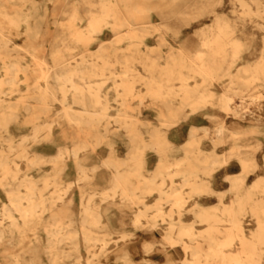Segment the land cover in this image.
<instances>
[{
  "label": "bare ground",
  "instance_id": "obj_1",
  "mask_svg": "<svg viewBox=\"0 0 264 264\" xmlns=\"http://www.w3.org/2000/svg\"><path fill=\"white\" fill-rule=\"evenodd\" d=\"M6 1L0 0V264H151L161 255L178 256L182 264H264V175L246 186L259 162L237 142L245 130L224 121L212 131L195 123L209 106L242 119L255 116L251 106L264 96V45L258 59L244 60L253 44L239 35L238 20L264 29V0H232L237 21L216 15L196 47L171 45L166 55L157 47L148 56L140 54L144 37L162 29L151 26V10L158 7L153 0H71L66 30L49 60L22 47L36 60L33 66L13 41L23 24L29 38L39 35L41 5L10 0L16 4L11 11ZM105 27L116 35L113 43L128 40L126 47L116 44L122 52L101 44L80 59L66 54L86 48ZM217 83L225 85L220 93ZM147 106L160 119L145 136L136 115ZM63 124L69 146L57 134ZM88 132L111 150L116 142L110 135L119 133L134 153L132 163L122 153L108 154L103 164L111 181L104 189L86 188L95 177L84 166L89 143L82 135ZM203 138L211 149L203 148ZM228 138L234 143L218 152ZM226 166L222 179L231 184L232 201L200 203V196L217 193L216 173ZM229 166L241 169L230 173ZM152 194L156 201L146 203ZM112 207L136 208L130 224L140 231L117 228L125 223L106 213ZM188 210L192 220L185 219ZM248 216L255 222L250 231ZM199 223L205 226L197 229ZM142 233H161L162 250L152 254L154 243L146 242L139 249Z\"/></svg>",
  "mask_w": 264,
  "mask_h": 264
},
{
  "label": "rangeland",
  "instance_id": "obj_2",
  "mask_svg": "<svg viewBox=\"0 0 264 264\" xmlns=\"http://www.w3.org/2000/svg\"><path fill=\"white\" fill-rule=\"evenodd\" d=\"M39 1L41 5L40 10V24L41 31L37 37L29 38L22 30L25 29L26 25L21 26V33L14 35V41L16 46L19 48V52L26 57V61L30 65H34L36 60L30 56L29 52L23 49L22 47L34 48L33 51L39 56L38 58L50 59V53L53 50V46L57 41L60 35H63L65 26H62L63 23L66 24L69 20L71 8V0H36L35 3ZM157 4V8H153L151 11L150 21L152 22V27H161V30L156 28H151V33L147 34L142 44L140 45V54L144 56L150 55V49H155L160 47L157 51L158 55H166L169 47L173 45L175 48L184 46L186 48H194L199 43L200 40L204 37V30L209 28L215 21L216 15H227L232 21H237L236 13L233 12V3L232 0H179L176 3L171 2L170 0H153ZM4 5L7 6L9 10H14L16 4L8 0L4 2ZM31 3L28 4V7H31ZM27 8V7H26ZM28 22L33 25L35 20L29 19ZM85 23V22H83ZM239 35L247 37V39L252 40L251 51L244 53V60H256L261 54L262 47L264 45V29H261L257 24L251 23L250 21L242 22L238 20ZM66 30V29H65ZM116 39V35L113 33L110 27H105L102 33L96 34L92 41L89 42L88 46L85 48L81 45H78L72 51H65L66 54L72 52L76 58L80 59L81 55L84 54H95L101 44H106L108 46L114 45L110 48V52H122L121 49L116 47H126L128 45V40L120 43H113ZM113 43V44H112ZM115 49V50H114ZM253 52V53H252ZM140 66V65H139ZM22 86L24 87L26 82L24 79L21 81ZM225 85H220L219 83L215 84L214 90L218 93L224 90ZM264 94V90L262 92ZM112 98V97H111ZM238 99L236 98V101ZM110 101H115L111 99ZM149 101V100H145ZM258 102L255 105L251 106L252 113L254 112L255 116L242 119L236 117L232 114H226L224 111L220 110L218 107H207L204 109L208 115H201L198 122H195L197 125H204L210 131L214 130L218 122L224 121L232 130L242 129L241 134L238 136V144L245 146L250 149L251 152L256 156L257 161L259 162V167L252 172L246 179V186H250L258 176L264 175V96L257 100ZM59 106L60 104L57 103ZM111 113L114 112L112 107ZM50 113V112H49ZM137 114V113H136ZM213 114L216 117H210L209 115ZM141 119L138 122V125L147 135V131L150 127L159 125V112L152 107H143L142 112L136 115ZM195 115H191L188 118V121L191 122L194 120ZM241 123V124H240ZM186 124V121L184 122ZM60 129L58 128L57 134L61 138L63 145L69 146L71 144L70 138H66L64 133H66L67 127L65 124ZM188 125V124H186ZM189 126V125H188ZM242 126V127H240ZM251 127V128H250ZM101 128L100 130H102ZM64 131V132H63ZM199 133H203L202 127L199 128ZM0 137L2 133L0 132ZM83 139L89 143L88 150L86 152V157L84 159V166L88 173L95 174L94 178L89 177L87 180L86 188L91 190L92 188L104 189L110 185V175L111 170L108 169L103 164V160L111 153L124 154L126 158L132 163L133 152L130 150V142L127 138H124L119 133H112L110 135L111 139L116 142V147L112 150L108 145V141L105 140L101 144L96 143L95 134L88 132L85 135H82ZM1 140V139H0ZM4 138L2 139V141ZM202 146L204 149H211L213 144L209 138H203ZM234 143V140L228 138L227 142L217 145V151L225 153L230 146ZM122 150H121V149ZM116 149V150H115ZM123 151V152H122ZM55 148L50 151L54 153ZM150 152V151H149ZM147 153V152H146ZM181 149L179 148L175 151V154H180ZM151 157V155H148ZM232 163L236 164V158H233ZM154 157L150 158V161L147 165L146 173H150L154 164ZM51 164H45L44 168H50ZM74 168V167H73ZM228 166L221 168L216 175L218 178L214 181V188L217 190V193L210 195H203L199 197L200 203L207 206H214L223 202L230 203L234 198V193L229 191L231 186L228 180H223L224 171ZM240 166L231 168L229 166L228 172L235 173L240 171ZM73 173H78V171L73 170ZM224 172V173H223ZM67 178H70L69 176ZM157 199L156 194L150 195L146 199V203H154ZM191 204V203H190ZM136 211V208L126 207L123 209L109 208L106 213H108L113 219V221L124 222V225H117V228H122L127 231H140L141 227H135L130 224L131 215ZM186 220H192L193 215L190 210L187 211L185 216ZM247 224V229L250 231L254 229L255 222L251 217H245ZM118 223V222H117ZM116 223V224H117ZM197 229L203 228L204 224H197ZM140 235V234H139ZM153 235V236H151ZM142 241L138 243L137 247L142 248L144 242L154 243L153 253H159L161 249L162 235L161 233H142ZM9 245H14L15 243H7ZM3 248H0V262L4 263L5 256L3 253ZM18 250V249H14ZM140 258H138L139 261ZM151 264H182L180 257L178 256H158L150 258Z\"/></svg>",
  "mask_w": 264,
  "mask_h": 264
}]
</instances>
